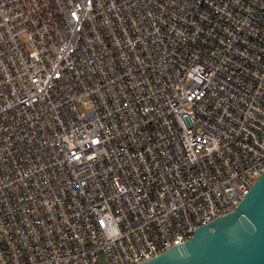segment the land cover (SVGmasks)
I'll return each mask as SVG.
<instances>
[{"label": "built area", "instance_id": "2783aa9c", "mask_svg": "<svg viewBox=\"0 0 264 264\" xmlns=\"http://www.w3.org/2000/svg\"><path fill=\"white\" fill-rule=\"evenodd\" d=\"M264 171V0H0V264H141Z\"/></svg>", "mask_w": 264, "mask_h": 264}, {"label": "water", "instance_id": "95a60500", "mask_svg": "<svg viewBox=\"0 0 264 264\" xmlns=\"http://www.w3.org/2000/svg\"><path fill=\"white\" fill-rule=\"evenodd\" d=\"M141 264H264V171L232 212Z\"/></svg>", "mask_w": 264, "mask_h": 264}]
</instances>
